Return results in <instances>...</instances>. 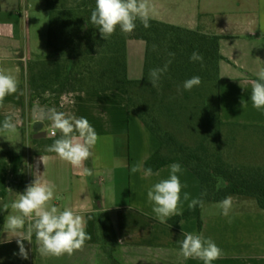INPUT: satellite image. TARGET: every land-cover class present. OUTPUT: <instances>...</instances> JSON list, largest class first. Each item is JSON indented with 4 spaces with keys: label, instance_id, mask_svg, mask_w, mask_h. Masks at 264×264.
I'll list each match as a JSON object with an SVG mask.
<instances>
[{
    "label": "crops",
    "instance_id": "crops-1",
    "mask_svg": "<svg viewBox=\"0 0 264 264\" xmlns=\"http://www.w3.org/2000/svg\"><path fill=\"white\" fill-rule=\"evenodd\" d=\"M28 1H34L43 12L33 14L24 9ZM150 3L156 9L154 19L222 36L221 118L226 123L242 128L264 129V111L256 110L251 102L252 81L257 80V73L264 69V0H150ZM25 11L27 13L24 15ZM30 17H34L37 23L40 18L43 24L46 19L50 21L48 37L39 38L36 35L28 39L26 33L24 35L20 20ZM50 33L51 12L47 9V3L45 6L41 0H0V67L14 75L19 82L18 92L7 96L4 107L0 108V124H3L6 116H11L13 122L23 128L27 141L25 151L10 150L23 157L15 172L10 160L3 159L7 153H3L4 146L14 145V142L11 136L7 139L0 137L6 141V145L0 142L1 161L7 162V166L0 164V201L10 203V197L12 201L18 198L19 193H23L35 179L34 173L39 172L55 185L52 203L61 209L72 208L82 215L91 239L86 241L82 251L71 256L46 257L35 250L34 238L33 244L25 241L29 251V258L25 260L18 255L19 247L14 238L10 243H0V263L10 259L13 264L19 260L26 264H113L97 237V220L105 215L111 218L121 240L115 253L121 264H204L200 259L185 260L179 254L183 233L198 234L197 219H184L178 227L161 223L156 219L153 205L147 198L149 188L169 177L171 164L153 172L151 176L130 171L141 162L146 169V161L157 149L153 150L149 139L142 144L144 125L129 109L127 90L83 89L40 95L30 92V96L27 92L25 98L28 62L50 53ZM135 40L138 41L130 39L128 42L129 71L130 45H141L139 49L143 50L146 47V44H137ZM242 100L246 108L242 107ZM35 104L47 106L50 110L51 116L45 123L47 137H35ZM53 112L84 117L94 127L100 139L93 149L92 157L84 165V168L92 171L91 175L83 169H75L57 154L48 152L42 142L33 140L61 137L62 134L52 127ZM52 130L56 132L55 135L51 134ZM40 156L48 157L46 167L39 161ZM175 163L181 165L182 173L178 175L182 185H186L181 194L184 212L189 207L188 202L183 200V192L200 198L201 180L185 163ZM12 172L23 175L14 179L16 187L14 185L13 188L10 185ZM157 172L159 175L155 174ZM231 197L233 209L229 217L221 214L220 202H207L203 207L202 234L211 238L224 252L223 257L212 264H264V209L256 197ZM9 212L0 210L4 223Z\"/></svg>",
    "mask_w": 264,
    "mask_h": 264
},
{
    "label": "trees",
    "instance_id": "trees-1",
    "mask_svg": "<svg viewBox=\"0 0 264 264\" xmlns=\"http://www.w3.org/2000/svg\"><path fill=\"white\" fill-rule=\"evenodd\" d=\"M95 2L47 0V9L51 12V52L45 57L29 60L25 98L27 92L40 95L83 90L75 85L84 78L85 85L90 83L92 90H127L130 111L161 143V148L146 161V169L151 168L156 172L168 164L183 162L201 180L200 198L204 200V205L207 202H221L228 196L247 195L256 197L264 209V165L227 163L213 138L218 133L214 132L217 120L226 126L236 125L226 123L221 118L222 36L152 18L149 28H145L138 20L132 33L125 34L117 29L109 39L104 40L99 30L89 22ZM130 39L143 40L147 45L145 71L139 79L129 75ZM193 52L203 56V67L201 62L190 60ZM168 61H171L168 71L162 74L158 87L154 88L149 81L150 71L162 68ZM193 76L201 78V86L190 91L184 90V82ZM214 87L218 97L215 105L211 100ZM165 116L180 125L200 127L201 145L197 150L181 143L175 134L163 126L162 118ZM57 139L33 138L35 142H42L46 149ZM165 149L170 154L165 153ZM9 160L16 172L23 157L12 151ZM0 164L7 166L1 157ZM202 211L203 208L199 206L195 211L188 208L182 216L172 217L167 223L178 227L182 220L195 218L198 221V234H202ZM3 223L4 218L0 217V235ZM97 223L98 242L113 264H121L115 254L121 240L111 218L100 216ZM17 264L26 263L19 260Z\"/></svg>",
    "mask_w": 264,
    "mask_h": 264
},
{
    "label": "clouds",
    "instance_id": "clouds-1",
    "mask_svg": "<svg viewBox=\"0 0 264 264\" xmlns=\"http://www.w3.org/2000/svg\"><path fill=\"white\" fill-rule=\"evenodd\" d=\"M155 13V6L150 0H96L89 22L99 30L101 38L107 40L117 29L125 34L132 33L137 27L138 20L145 28H149V22ZM190 60L201 62L203 67V56L200 53L193 52ZM170 63L171 61H168L162 68L150 71L149 81L154 88L158 87V82L162 74L168 71ZM257 76L258 79L252 81L251 102L256 110L264 111V69H261ZM201 84V78L193 76L184 82L183 89L190 91ZM18 90L17 78L10 72L0 69V108L4 107L6 97L16 94ZM241 104L243 108L247 107L245 101L242 100ZM51 119L53 129L62 135L47 148V151L57 154L61 160L68 162L75 169H83L91 175L92 171L84 168V165L92 157L93 149L100 139L94 127L86 118H77L64 112H53ZM16 130L17 125L12 117L6 116L0 126V137L7 139ZM47 160V156L39 158L45 167ZM169 168V177L161 179L147 191L148 201L153 205L152 211L161 223H167L170 218L184 214L181 194L186 185H182L178 175L182 173V168L179 163H172ZM130 171L133 174L141 172L144 176L153 175L151 168L144 169L143 162L134 165ZM155 174L159 175L158 172ZM34 175L33 182L23 193H19L18 198L10 203L0 201L2 203L0 210L9 212L11 209L5 218L0 243H10L15 238L19 247L18 255L25 260L29 258L25 241L33 244L34 238L35 250L42 256L62 257L65 254L71 256L77 251H82L86 241L91 239L86 232L84 217L72 208L61 209L55 206L52 203L55 198V185L44 179L43 174L39 172ZM183 200L188 202L189 209L193 211L197 206L204 207L202 198H194L187 191L183 192ZM219 207L222 210L221 214L229 217L233 209V198L226 197L220 202ZM4 233L7 234L6 237ZM183 235L179 254L185 260L200 259L204 264H212L223 257V250L211 238L194 233Z\"/></svg>",
    "mask_w": 264,
    "mask_h": 264
},
{
    "label": "rangeland",
    "instance_id": "rangeland-1",
    "mask_svg": "<svg viewBox=\"0 0 264 264\" xmlns=\"http://www.w3.org/2000/svg\"><path fill=\"white\" fill-rule=\"evenodd\" d=\"M36 2V1H35ZM42 3H47V0H41ZM36 3L34 1H28L27 4L24 6V9L28 10L29 12H39L42 13L41 9L39 10ZM27 12H24V15ZM23 29H24V35L26 33L27 38L32 39V37L38 35L39 38L42 36H47L50 28V21L46 19V23L43 24V22L38 20V23L34 21V17L30 18H22L21 20ZM138 42L137 44H146L143 41L135 40ZM139 46L132 43L129 47V53H130V71L129 75H131L132 78L139 79L142 78L145 71V62H146V47L145 50L142 48L139 49ZM51 52V50H50ZM90 83H87L85 85V78L84 80L79 81L78 84L75 86L79 89L83 88L85 91L92 90ZM74 86V85H72ZM214 92L211 94L212 102L213 104H217L218 97L216 95V87L213 88ZM29 92V96H30ZM31 108V104H30ZM29 108V109H30ZM140 119V118H139ZM29 121H32V119L29 118ZM34 121V120H33ZM142 122V121H141ZM143 123V122H142ZM162 124L163 126L175 134L177 139L181 142L186 144L187 146H190L193 150H197V148L201 145V134H200V127L194 126L190 127L191 125H180L177 121L173 120L171 117L165 116L162 118ZM144 125V124H143ZM0 126H2L0 124ZM216 128V129H215ZM215 131L218 132L217 136H213L216 142L217 149L222 153L224 159L227 161V163H231L234 165H257V166H263L264 165V129H252V128H242L237 125H223L220 123V121H216L214 126ZM148 134H147V133ZM149 136V137H147ZM32 138V136H31ZM11 141L14 142V145H8L4 146L3 153H6V155L3 156V159L6 160L9 159L10 150H20L25 151L26 146V140L24 139V133L23 128L17 126V130L14 134L10 137ZM138 140V138H136ZM150 142V146L154 149L159 150L161 148V143L154 135L149 128H147L144 125V129L141 132V142L142 144L147 140ZM29 140V139H28ZM145 140V141H144ZM0 142L3 144L6 143V141H3L0 139ZM29 144V143H27ZM6 145V144H4ZM46 149V147H45ZM156 150V151H157ZM31 152L33 153V149H31ZM165 153L170 154V151L168 149H165ZM6 162V161H5ZM11 165L9 164V168L11 169ZM22 173L14 174L12 172L11 174V187L13 188L15 185V180L22 177ZM18 183V182H17ZM16 187V185H15ZM10 202L12 201V198L10 197ZM8 202V201H7ZM9 203V202H8ZM2 204V203H1ZM2 207V205L0 206ZM0 264H13L12 260H4Z\"/></svg>",
    "mask_w": 264,
    "mask_h": 264
},
{
    "label": "water",
    "instance_id": "water-1",
    "mask_svg": "<svg viewBox=\"0 0 264 264\" xmlns=\"http://www.w3.org/2000/svg\"><path fill=\"white\" fill-rule=\"evenodd\" d=\"M50 110L47 106L35 104L33 108V130L35 137H47L48 131L45 129V123L50 118Z\"/></svg>",
    "mask_w": 264,
    "mask_h": 264
},
{
    "label": "built area",
    "instance_id": "built-area-1",
    "mask_svg": "<svg viewBox=\"0 0 264 264\" xmlns=\"http://www.w3.org/2000/svg\"><path fill=\"white\" fill-rule=\"evenodd\" d=\"M0 69H3V68L0 67ZM53 132H54V130L51 131V134H52V135H53ZM55 134H56V132H55Z\"/></svg>",
    "mask_w": 264,
    "mask_h": 264
}]
</instances>
